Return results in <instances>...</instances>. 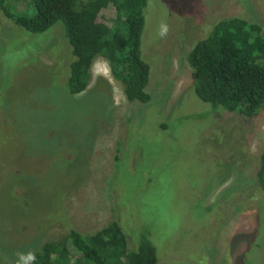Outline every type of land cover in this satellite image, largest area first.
I'll return each mask as SVG.
<instances>
[{"label": "rangeland", "instance_id": "obj_1", "mask_svg": "<svg viewBox=\"0 0 264 264\" xmlns=\"http://www.w3.org/2000/svg\"><path fill=\"white\" fill-rule=\"evenodd\" d=\"M148 2L145 103L126 100L101 56L87 88L69 96L73 57L60 27L32 34L0 8V264L111 221L129 249L144 230L157 264H264V110L247 117L202 102L187 62L220 19L264 27V0ZM4 4L32 9V0Z\"/></svg>", "mask_w": 264, "mask_h": 264}, {"label": "trees", "instance_id": "obj_2", "mask_svg": "<svg viewBox=\"0 0 264 264\" xmlns=\"http://www.w3.org/2000/svg\"><path fill=\"white\" fill-rule=\"evenodd\" d=\"M0 0L6 18L24 30L38 34L50 28L60 31L71 47L73 59L62 85L69 96H78L89 85L96 57H103L113 77L121 81L130 103L148 102L150 65L141 53L149 0H32L28 15H18ZM111 8L110 22L99 20ZM195 95L213 108L256 116L264 110V27L242 17L217 21L187 54ZM257 183L264 192V151ZM34 260L5 254L12 264H157L149 235L137 231L129 249L126 233L111 221L95 233L83 235L71 229L58 242L37 248Z\"/></svg>", "mask_w": 264, "mask_h": 264}, {"label": "clouds", "instance_id": "obj_3", "mask_svg": "<svg viewBox=\"0 0 264 264\" xmlns=\"http://www.w3.org/2000/svg\"><path fill=\"white\" fill-rule=\"evenodd\" d=\"M166 32H167V28L166 27H162V30H161V36H164V35H166ZM28 257H29V259H31V260H34V253H31V252H29L28 254ZM18 264H19V262H18Z\"/></svg>", "mask_w": 264, "mask_h": 264}]
</instances>
